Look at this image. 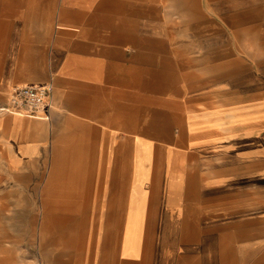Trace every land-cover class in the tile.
I'll return each instance as SVG.
<instances>
[{
  "label": "crops",
  "instance_id": "obj_1",
  "mask_svg": "<svg viewBox=\"0 0 264 264\" xmlns=\"http://www.w3.org/2000/svg\"><path fill=\"white\" fill-rule=\"evenodd\" d=\"M48 83L0 114V264H264V0H0V106Z\"/></svg>",
  "mask_w": 264,
  "mask_h": 264
},
{
  "label": "built area",
  "instance_id": "obj_2",
  "mask_svg": "<svg viewBox=\"0 0 264 264\" xmlns=\"http://www.w3.org/2000/svg\"><path fill=\"white\" fill-rule=\"evenodd\" d=\"M51 95L52 86L50 83L42 86H14L8 91L5 104L0 106V114L38 116L42 110L49 106Z\"/></svg>",
  "mask_w": 264,
  "mask_h": 264
},
{
  "label": "rangeland",
  "instance_id": "obj_3",
  "mask_svg": "<svg viewBox=\"0 0 264 264\" xmlns=\"http://www.w3.org/2000/svg\"><path fill=\"white\" fill-rule=\"evenodd\" d=\"M102 233V226L98 225V237L100 236V234ZM248 243H254L253 241L252 242H248ZM263 245H264V242H263Z\"/></svg>",
  "mask_w": 264,
  "mask_h": 264
}]
</instances>
